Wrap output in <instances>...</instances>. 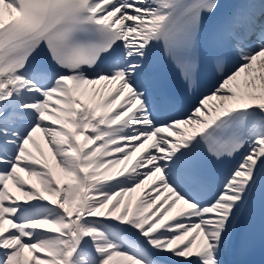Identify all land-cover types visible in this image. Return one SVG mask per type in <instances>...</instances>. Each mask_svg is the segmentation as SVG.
I'll use <instances>...</instances> for the list:
<instances>
[{"label": "snow or ice", "instance_id": "1", "mask_svg": "<svg viewBox=\"0 0 264 264\" xmlns=\"http://www.w3.org/2000/svg\"><path fill=\"white\" fill-rule=\"evenodd\" d=\"M257 221L264 0H0V264H226Z\"/></svg>", "mask_w": 264, "mask_h": 264}]
</instances>
